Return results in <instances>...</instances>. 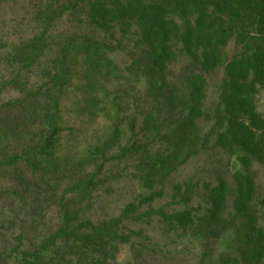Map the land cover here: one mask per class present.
I'll return each instance as SVG.
<instances>
[{"label": "trees", "instance_id": "trees-1", "mask_svg": "<svg viewBox=\"0 0 264 264\" xmlns=\"http://www.w3.org/2000/svg\"><path fill=\"white\" fill-rule=\"evenodd\" d=\"M79 9L94 33L78 42L68 38L53 45L54 23ZM44 12L42 31L16 58L19 74L52 58L44 68L47 80L39 87L43 117L50 128L40 145L12 154L6 161L0 157V175L3 170L19 175L12 187L13 199L6 197L11 205L0 210V264H110L120 253L119 244L128 242L125 225L151 220L197 239L205 248L200 264H264V197L259 198L251 173L253 162L264 166V118L256 104L264 90V0H73ZM131 29L137 33V44L129 67L123 70L111 60V53L122 47ZM232 43L237 52L231 55ZM177 49L190 60L181 81L170 72ZM76 62L84 72L73 89L82 93L79 113L97 115L103 100L111 118L107 141L89 149L95 173L88 187L107 162L137 157L138 169L159 178L160 189L127 204L119 216L95 223L66 201L69 193L87 191L83 180L60 198L55 230L22 225L20 212L34 204L26 201L29 193H42L34 180L20 172L49 179L58 173L55 150L65 132L62 106L75 82ZM218 70L224 75L219 101L206 111L207 75ZM134 79L145 84L140 104L134 94L129 97L122 91V81ZM205 123L210 130L203 134ZM212 145L241 159L245 172L234 170V186L219 179L208 187L202 213H169L167 206L154 207L164 197L165 181ZM113 150L116 154L107 157ZM190 199L181 195L183 203ZM227 234L231 239L226 251L214 255L212 245Z\"/></svg>", "mask_w": 264, "mask_h": 264}, {"label": "rangeland", "instance_id": "rangeland-1", "mask_svg": "<svg viewBox=\"0 0 264 264\" xmlns=\"http://www.w3.org/2000/svg\"><path fill=\"white\" fill-rule=\"evenodd\" d=\"M71 2L73 0H8L0 3V157L4 161L12 154L40 145L50 128L49 120L43 117L44 103L39 87L47 80L44 68L52 58L49 56L31 71H21L19 74L21 68L16 55L31 38L42 31L45 9L63 7ZM53 27V45H59L68 38L78 42L84 36L94 33L86 25L85 13L80 9L67 13L55 22ZM117 36L123 37V32H118ZM126 37L127 41L122 42V47L118 46L116 51L111 53V60L123 70H127L132 61V48L135 49L137 44V33L134 29L127 30ZM229 51L231 55L237 52L235 43H232ZM189 64L190 60L178 50L177 58L170 67L172 78L181 81ZM73 67L75 73L78 72L72 91L70 95L68 93L65 96L62 106L61 125L65 132L55 150L60 167L58 173L50 179L20 172L23 178L34 180V183L39 185L36 187L37 191L42 193L39 196L35 190L29 193L26 201L33 200L34 204L20 212L19 220L22 225L55 230L60 220V198L64 191L71 190L83 180V187L87 191L69 193L66 201L72 209L80 210L83 218L95 223L119 216L127 204L160 189L159 178L152 179L146 170L138 169L137 157L107 162L102 173L88 187L91 175L95 173L89 149L107 141L111 118L106 112L107 107L105 108L108 104L103 100L97 108V115L89 117L79 113L83 97L80 90L73 89L80 85L79 81L82 80L84 72L78 62L73 64ZM207 78L205 109L212 111L219 101L224 80L223 71L211 73ZM121 84L125 87L122 91H127L125 94L129 97L134 94L140 104L145 94L143 81L134 79L131 83L122 81ZM32 93L35 96H32ZM256 104L258 112L264 118V90L257 96ZM209 125L203 124V134L210 130ZM114 154L115 150L109 152L107 157ZM251 165L259 198L262 199L264 166L258 162ZM234 170L245 172L238 154L212 145L187 165L178 168L165 181L164 197L157 200L153 206H167L169 213L184 210L200 213L202 208L206 207V189L215 186L219 179L234 186ZM8 171L3 170L0 175V194L3 193L0 197V210L11 205V200L6 197H13L12 187L18 184L19 175L11 176ZM187 189L194 192L189 194ZM181 195L191 197L190 202L183 203ZM228 234L212 245L214 255L226 251L231 239ZM124 235L128 236V242L126 245L119 244L120 253L110 264H200V255L205 249L190 234L169 230L158 220L145 223L129 222L124 227Z\"/></svg>", "mask_w": 264, "mask_h": 264}]
</instances>
